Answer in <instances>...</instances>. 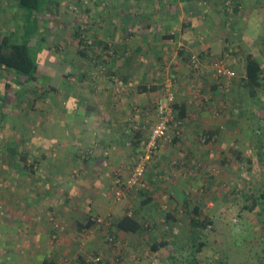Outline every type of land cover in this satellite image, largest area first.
Listing matches in <instances>:
<instances>
[{
	"label": "crops",
	"instance_id": "1",
	"mask_svg": "<svg viewBox=\"0 0 264 264\" xmlns=\"http://www.w3.org/2000/svg\"><path fill=\"white\" fill-rule=\"evenodd\" d=\"M259 21H264V0H95L89 28L95 34V53L82 48L88 54L83 55L79 48L74 57L89 62L79 60L70 68L65 54L62 60L57 55L41 59L40 72L47 69L58 83L44 80L39 97L45 86L59 94V83L69 82L60 95L63 100H33L29 115L36 121L28 127V138L39 144L29 154L52 165L45 186L60 187L68 199L62 203H73L54 213L63 225L56 242L60 252L73 251L75 232L85 229L90 218L114 221L132 211L141 230L113 233L114 226H108L122 247L105 244L100 237L105 231L90 246L104 253L107 264H171L179 243L190 244L193 219L216 224L214 217L227 210L226 197H233L225 193L235 186V192L249 196L250 186L241 180L253 168L264 171V89L251 95L246 86L249 54L260 60L264 72V30L258 40L248 33ZM194 53L202 60L201 70L191 65ZM219 56L236 71L234 78L223 80L210 71L209 62ZM46 64L55 66V72ZM116 74L125 83L117 84ZM168 79L174 80L176 105L167 138L141 186L117 199L115 188L130 175L158 121L156 104ZM258 182L256 188L264 186V179ZM33 215L26 214L27 226H47L40 219L36 223ZM96 226L92 222L87 230ZM46 234L41 235L44 242ZM155 243L164 246L154 250ZM82 254L88 256L86 250Z\"/></svg>",
	"mask_w": 264,
	"mask_h": 264
},
{
	"label": "rangeland",
	"instance_id": "2",
	"mask_svg": "<svg viewBox=\"0 0 264 264\" xmlns=\"http://www.w3.org/2000/svg\"><path fill=\"white\" fill-rule=\"evenodd\" d=\"M22 14L23 12L15 3V0H0V41L13 30L19 29L22 24ZM57 17L61 20V24L57 26L55 25L56 23H51V26H53L52 32L49 34L45 33L47 35L44 36L45 44L48 45L41 44L40 47H37V50L40 51L38 56H41V59L45 57L46 59H50L48 57H51V55H57L62 60L64 58L63 54H65L64 60L67 65L70 68H76L75 66L81 64L80 62L85 59L79 58L74 60L76 56L75 49H79L81 46L80 39L77 40L74 37L77 30H80V33L83 34V39L85 40L84 47L88 51L90 50L92 53H95V34L91 33L89 29L92 28L91 24L95 18V0H61L60 12ZM260 22H253L248 31L249 36L255 38V40L260 38L258 34H261L264 30V21ZM233 29L235 31L233 34H236V27ZM35 39L40 40L39 37H35L34 41ZM56 42H58L56 45L58 49L53 47V44ZM218 58L220 56L214 59ZM92 59L94 63L95 54ZM85 62H89V60L85 59ZM46 63H50V61H46ZM93 63L92 65L95 64ZM45 66L52 69L50 71L51 74L55 72V66H50L49 64ZM43 74L49 75L50 73L45 69ZM51 79H53L52 83L56 86L58 82L54 74H52ZM114 79L117 81V84L125 83L119 74H116ZM74 81L76 80L74 79ZM78 81L81 80L78 78ZM30 82L18 85L15 82V75L12 70L0 69V264H43V260L46 257H52L60 264H107L108 261L104 253H101V250H95V248L90 246V242L99 232L105 231V233H100V237H102L105 244L116 248L123 246L121 239L117 237L114 240L110 239L112 235L108 233L110 228L107 224L109 217L106 219L103 216L94 217L101 218V221H96L98 226L88 230L87 228L81 229L78 233L76 231L74 235L75 246H72L73 251L69 250L70 248H65L60 252V247L57 248L56 242L60 239L59 233H62L63 225L55 219L54 213L60 211L63 206L72 207L73 203H62L63 200L68 199H63L64 192L60 187L45 186L46 183L44 184V182L51 173L52 165L47 167L45 166V162L38 161L33 158V155L29 154L30 151H35L34 148L39 145L28 138V127L36 121V117L31 120L29 113L31 115L34 113V99L45 98L49 102L55 99L63 100L64 98L60 95L65 94L64 91L67 90L66 84H69V82L67 80L63 82L62 80L59 83V86H57L59 94L48 91L49 87L45 86L42 97H39V94L43 93L44 80L38 79L37 81ZM79 92L82 93V91ZM74 99L73 96L69 98V101L73 105V101L76 100ZM39 108H42L41 104H39ZM262 137H264V129L262 130ZM29 140L31 145L29 144ZM21 154L27 156L28 160L26 162L21 157ZM25 164L27 170H23ZM263 164L264 161H261L260 165L262 166ZM18 167H20L19 170ZM246 168L248 171L249 168L251 169L248 166ZM259 172L261 176L258 174ZM263 174L264 171L261 169L259 171L258 168H253V171H249V175H247L248 179L244 176L241 180L242 185L244 183L245 186H250L247 195L251 196L252 192H256L258 187L256 188L255 186L259 183V180L263 181ZM237 186L239 187V185ZM234 189H236V186L225 193L226 196L227 194H231L233 197H226L225 204L227 210L221 211V213L217 214V217H214L216 224L207 226L200 234L191 235L189 238L188 243H191L194 239L197 242L203 238L208 239V242L210 241L201 258L212 254L213 248L211 244L215 238L223 239L226 246H228L231 235L234 236L233 234H235L236 236L239 232V229L235 227V224L239 223V214H248L242 211L241 208L244 204L250 202L249 196H245L246 199L243 194L235 192ZM22 212H24L23 217L25 220L21 216ZM30 212H34L33 217H36V223L40 219V223L42 221L46 222L47 226L45 224V226H39L37 229H34L30 225L27 226L26 214L28 215ZM44 216H47V218H44ZM185 223V226H187L188 219H186ZM183 225L181 223L178 228H183ZM17 230H21L22 233L20 235L16 234ZM93 230H95V233ZM43 232L46 234L44 237L48 238L46 242L43 241V237L41 236L45 235ZM222 232L224 234L219 235ZM244 238L243 234L235 242L242 243L241 247H244L245 252L252 251V247L243 241ZM17 245L19 246L17 247ZM179 245L180 249L178 253L183 251L189 252L191 249V244L183 245V243H179ZM253 249L257 251L255 247ZM84 250H86L88 256L82 254ZM236 250L237 253L241 252L242 255L231 253L234 260L231 259L230 262L232 264H244L243 261L246 259H244L245 256L242 257L244 252L239 249ZM97 256L102 257V261L99 263L95 262ZM80 258H83V260L86 258V260L80 261ZM122 261L123 259H120V262Z\"/></svg>",
	"mask_w": 264,
	"mask_h": 264
},
{
	"label": "trees",
	"instance_id": "3",
	"mask_svg": "<svg viewBox=\"0 0 264 264\" xmlns=\"http://www.w3.org/2000/svg\"><path fill=\"white\" fill-rule=\"evenodd\" d=\"M17 1L19 9L23 12L21 19L22 24L19 29L13 30L0 41V69L12 70L15 75V82L18 85H24L30 81H37L38 79H43L51 83V76L43 74L44 71L40 72V66L43 64L41 56H38L40 51L37 50V47H40L41 44L44 45V33L47 32L49 34L52 32L53 26H51V23H56L55 25L57 26L61 24V20L57 17L60 12L61 0ZM76 35L80 38L81 46L79 48H81V53H83V55H88L85 49H82L85 48L83 34L80 33V30H77ZM35 37H39L40 40L35 39L34 41ZM57 66L61 67L58 64ZM66 76H69V74H66L65 77ZM56 78L58 77L56 76ZM246 78V86L251 95H255L258 88L264 89L262 63L252 54H249L246 59ZM51 88L56 90L55 86H51ZM174 105H176V103H174ZM21 157L25 162L28 160L25 154H21ZM24 167L23 170H27L26 164ZM249 199L250 202L246 203L243 208V211L248 214L240 213L239 223L235 224V227L239 229L236 236L240 238L244 234L245 238L243 241H245L248 246L252 247V251L245 252L244 247H241L242 243L235 242L238 238L233 234L234 236L231 235L228 241L230 243L228 246H226L223 239L215 238L211 244L213 248L212 254L208 257L205 256V258H201L205 248L209 246L210 241L208 242V239L203 238L195 242L196 239H194L190 243L191 249L189 252L183 251L178 253V256L173 255L171 264H232L230 260H234V257H232L231 253H237L236 249L244 252L242 256H245L244 259L246 258L245 261H243L244 264H264V186L257 189L256 192H252ZM92 222L96 223L95 218H90L88 223L84 224L85 228L90 227ZM108 223L109 226L111 224L114 226L113 228H115V230L112 231L113 233H115L116 230L139 231L142 228V223L139 221L138 217L129 214H125L114 221L112 218H108ZM212 223L213 220L211 219H193V235L200 234L207 226H211ZM222 234L224 233L222 232L219 235ZM114 235H112V237L116 238ZM164 244H166V242ZM164 244L155 243L152 247L154 250H158L160 247L164 246ZM253 247H255L257 251H255ZM237 254L242 255L241 252ZM176 257H178V259ZM43 264L60 263L52 257H46L43 260Z\"/></svg>",
	"mask_w": 264,
	"mask_h": 264
},
{
	"label": "built area",
	"instance_id": "4",
	"mask_svg": "<svg viewBox=\"0 0 264 264\" xmlns=\"http://www.w3.org/2000/svg\"><path fill=\"white\" fill-rule=\"evenodd\" d=\"M190 62L195 70H201L203 63L198 54H191ZM208 67L220 79H231L236 76L235 70L230 67L226 57L222 56L209 62ZM176 101L174 80L168 79L164 85V96L159 98L156 104L158 121L151 130L148 140L145 142L144 152L137 158L135 165L126 180L115 188L117 199L136 191L142 184L148 167L159 148L162 140L167 138L170 122L174 117V103ZM132 215V211H128ZM101 221V218H95ZM114 240V237L110 238ZM102 261L101 256L95 258V262Z\"/></svg>",
	"mask_w": 264,
	"mask_h": 264
}]
</instances>
